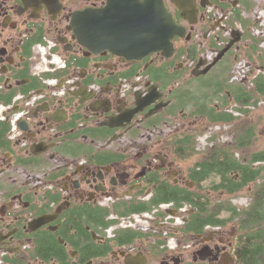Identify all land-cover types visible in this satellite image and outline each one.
<instances>
[{"label":"flooded vegetation","instance_id":"1","mask_svg":"<svg viewBox=\"0 0 264 264\" xmlns=\"http://www.w3.org/2000/svg\"><path fill=\"white\" fill-rule=\"evenodd\" d=\"M180 1L174 51L128 59L73 23L108 0H0V264H239L264 234V64L227 77L263 56L261 0ZM190 198L227 230L193 229Z\"/></svg>","mask_w":264,"mask_h":264},{"label":"water","instance_id":"2","mask_svg":"<svg viewBox=\"0 0 264 264\" xmlns=\"http://www.w3.org/2000/svg\"><path fill=\"white\" fill-rule=\"evenodd\" d=\"M172 1L182 15L189 17L185 2ZM189 13L195 14V8L191 7ZM98 15L89 9L74 15L73 23L80 40L87 46L95 41L128 59H141L158 50L170 55L174 51L171 40L176 35L184 37L185 34L184 27L177 24L164 0H108ZM137 105L130 115L142 109Z\"/></svg>","mask_w":264,"mask_h":264},{"label":"rangeland","instance_id":"3","mask_svg":"<svg viewBox=\"0 0 264 264\" xmlns=\"http://www.w3.org/2000/svg\"><path fill=\"white\" fill-rule=\"evenodd\" d=\"M252 17H253V19H256L257 21H260V22L262 21V23H264V0H261L258 3H256L254 11H253V14H252ZM262 23H260V24H262ZM262 26H263V24H262ZM253 32L255 33L256 36L262 35L263 42H264V34H262L261 30H258L256 28H254ZM260 48L263 49V51H262V55L263 56L258 58L257 57L258 53H254L253 55H251V57H255L256 60L255 61H251V62H248L245 59V56H239V58L236 61H234L233 65L231 66V70H230L229 74H227V77L230 76V78H231L232 77L231 76L232 75V71H234L236 73H234L233 75H235L236 78L234 80H232V81L237 82V83H242V85H244L246 88H249V86L251 87L252 79L257 74H259L260 72L262 73V71L260 70V66L262 64H264V46L261 47V45H260ZM236 65H237V67H236ZM234 82H231L230 84H233ZM237 118L239 119L241 117L237 116ZM195 119H197V118L191 116L192 123H194V124L198 123V125H202L203 126L204 122L202 120L200 122H195ZM179 122L180 121H177L176 123H179ZM198 125H196V126L194 125L192 128H193V130H196V132H198V137H197V140L195 142L198 144V147L200 148L201 144H202V139H203L202 135L203 134L201 132V129H202L201 126L198 127L199 130L196 129V127ZM222 129H226V127H222ZM197 159H198V157H197ZM225 198L230 200V201H226V203L230 204L231 207L237 205L236 200H235L234 197H225ZM151 201H154V200H151ZM213 201H214L213 203L211 202L213 205L218 204V200L214 199ZM147 202H144V204H146ZM160 203L157 204V205H154V206H158L159 205V209H161V210L165 209L167 205L160 204ZM177 207H182V204H180V205L178 204ZM213 208H215V207H213ZM210 210L212 211V209H210ZM226 223H227V221H226ZM226 223H225V225H226ZM226 226L229 227L230 224H227ZM226 226L223 225L222 232H225L227 230ZM168 243H169L168 250H171V248L174 247V238H170L168 240Z\"/></svg>","mask_w":264,"mask_h":264},{"label":"trees","instance_id":"4","mask_svg":"<svg viewBox=\"0 0 264 264\" xmlns=\"http://www.w3.org/2000/svg\"><path fill=\"white\" fill-rule=\"evenodd\" d=\"M243 92L244 89H242V91L240 90V95H242ZM261 188V192H264V184ZM160 202L162 201L154 200L152 202H149L148 207L150 206L152 208L154 205H157ZM181 202L182 201H179L177 202V204L180 205L182 204ZM189 203H191L192 209L194 211L191 220V227L193 229L196 228L195 222H201V220L204 221H202V226H204L206 223H213L214 225H225L226 221L224 219L217 218L214 213L206 212L203 202L199 198H190ZM216 206L217 204L213 207L217 209L218 206L217 208ZM229 209H232V207H230ZM259 209H264V205L259 206ZM229 219H232V215L228 218V220ZM243 236L245 237V241H243V243H241L239 248L236 250L239 264H264V234L260 238L256 236V234H244Z\"/></svg>","mask_w":264,"mask_h":264},{"label":"bare ground","instance_id":"5","mask_svg":"<svg viewBox=\"0 0 264 264\" xmlns=\"http://www.w3.org/2000/svg\"><path fill=\"white\" fill-rule=\"evenodd\" d=\"M137 103H138V101H137Z\"/></svg>","mask_w":264,"mask_h":264}]
</instances>
